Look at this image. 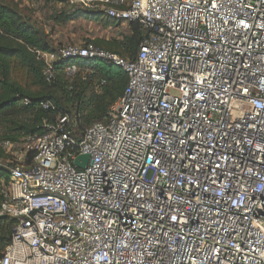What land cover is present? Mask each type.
<instances>
[{"label":"built area","instance_id":"built-area-1","mask_svg":"<svg viewBox=\"0 0 264 264\" xmlns=\"http://www.w3.org/2000/svg\"><path fill=\"white\" fill-rule=\"evenodd\" d=\"M67 1L146 37L134 60L92 41L37 52L48 80L86 58L128 82L80 136L74 116L44 119L32 163L3 144L0 264H264V0Z\"/></svg>","mask_w":264,"mask_h":264},{"label":"trees","instance_id":"trees-1","mask_svg":"<svg viewBox=\"0 0 264 264\" xmlns=\"http://www.w3.org/2000/svg\"><path fill=\"white\" fill-rule=\"evenodd\" d=\"M44 1L61 5L51 16L57 25L80 19L103 21L105 26L118 22L103 11L88 10L67 0ZM29 13L19 0H0V206L5 201L3 192L9 191V166L13 162L3 147L5 142L23 145L22 150L30 145L27 162L32 163L36 154L33 139L46 131L44 119L54 122L59 115L74 116V133L80 136L92 124L107 119L110 107L123 95L128 82L121 67L86 58L57 59L53 77L48 80L46 63L37 52H50L59 46H54ZM128 24L129 32L121 38L88 41L134 60L146 33L139 22ZM73 64L78 70L70 75L68 67ZM15 223V218L0 216V258L11 242Z\"/></svg>","mask_w":264,"mask_h":264},{"label":"rangeland","instance_id":"rangeland-1","mask_svg":"<svg viewBox=\"0 0 264 264\" xmlns=\"http://www.w3.org/2000/svg\"><path fill=\"white\" fill-rule=\"evenodd\" d=\"M19 1L22 7L28 9V13L30 12L29 14L32 20L45 31L54 46L82 44L88 40H95L97 38H121L122 35L129 32L128 22L120 24L116 22L113 25L105 26L103 21L80 19L66 25H57L53 22L51 16L55 9L59 8L61 5L52 2L47 3L44 0ZM22 146L23 145H18L20 149Z\"/></svg>","mask_w":264,"mask_h":264},{"label":"water","instance_id":"water-1","mask_svg":"<svg viewBox=\"0 0 264 264\" xmlns=\"http://www.w3.org/2000/svg\"><path fill=\"white\" fill-rule=\"evenodd\" d=\"M90 161V154H80L74 161V164L82 169L87 167Z\"/></svg>","mask_w":264,"mask_h":264}]
</instances>
